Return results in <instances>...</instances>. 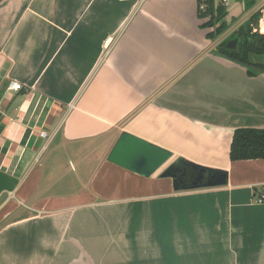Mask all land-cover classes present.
Returning <instances> with one entry per match:
<instances>
[{"label":"crops","instance_id":"obj_1","mask_svg":"<svg viewBox=\"0 0 264 264\" xmlns=\"http://www.w3.org/2000/svg\"><path fill=\"white\" fill-rule=\"evenodd\" d=\"M263 7L229 0L209 38L196 0H0V264H264V157H229L264 128V71L217 50ZM122 131L171 156L108 162ZM175 161L226 183L188 188L180 164L175 190Z\"/></svg>","mask_w":264,"mask_h":264},{"label":"trees","instance_id":"obj_2","mask_svg":"<svg viewBox=\"0 0 264 264\" xmlns=\"http://www.w3.org/2000/svg\"><path fill=\"white\" fill-rule=\"evenodd\" d=\"M199 16L205 18L202 27L211 28L207 34L209 38H215L226 31L229 27L225 20L226 7L221 0H196ZM248 6V1H245ZM264 9V7H263ZM261 11L253 13L244 23L236 27L229 37L224 38L217 44V50L241 64L248 67V74L254 75L255 71H264V64L252 63V56L264 55V32L258 31L256 26L261 17ZM256 25V26H254ZM233 37L238 38L236 48L229 49L226 43ZM229 157L231 160L263 158L264 157V128H237L234 130ZM180 164L186 165L185 174H194L195 169L190 163L180 161L174 164L176 170Z\"/></svg>","mask_w":264,"mask_h":264},{"label":"water","instance_id":"obj_3","mask_svg":"<svg viewBox=\"0 0 264 264\" xmlns=\"http://www.w3.org/2000/svg\"><path fill=\"white\" fill-rule=\"evenodd\" d=\"M238 38L233 37L226 43L229 49L236 48ZM171 156L167 149L155 145L141 137L122 131L106 156V160L112 164L148 177L159 169ZM179 161H175V164ZM191 164V163H190ZM173 164L166 167L161 177H171L173 189L186 188L180 185L179 178L174 175ZM195 173L190 175L192 181L188 188L220 186L226 183V172L209 169L191 164ZM183 172V171H182ZM185 173V172H183Z\"/></svg>","mask_w":264,"mask_h":264},{"label":"rangeland","instance_id":"obj_4","mask_svg":"<svg viewBox=\"0 0 264 264\" xmlns=\"http://www.w3.org/2000/svg\"><path fill=\"white\" fill-rule=\"evenodd\" d=\"M254 26H256V25H254ZM238 27V26H237ZM236 28V27H235ZM256 29L258 30V31H264V27H263V25H257L256 26ZM233 31V30H232ZM232 31L231 32H229V33H227V35H226V37L225 38H227V37H229V35L232 33ZM223 34V33H222ZM221 35V34H220ZM219 35V36H220ZM219 36H217V37H219ZM216 37V38H217ZM252 63H261V64H264V55H257V56H252V57H250V59H249ZM71 157V158H70ZM69 160H71L72 162H73V156H71V155H68V156H66V157H64V164H63V167L65 168V167H67L68 169H69V167H72V165H71V163H69Z\"/></svg>","mask_w":264,"mask_h":264},{"label":"built area","instance_id":"obj_5","mask_svg":"<svg viewBox=\"0 0 264 264\" xmlns=\"http://www.w3.org/2000/svg\"><path fill=\"white\" fill-rule=\"evenodd\" d=\"M221 2L223 3V5L226 7L229 0H221ZM9 89L13 90V91H18L20 90V84L19 83H16V82H11L8 86ZM40 136L42 137H46V133L44 132H41L40 133ZM254 201L257 202V203H261V202H264V192L260 193L259 195H257L255 198H254Z\"/></svg>","mask_w":264,"mask_h":264},{"label":"flooded vegetation","instance_id":"obj_6","mask_svg":"<svg viewBox=\"0 0 264 264\" xmlns=\"http://www.w3.org/2000/svg\"><path fill=\"white\" fill-rule=\"evenodd\" d=\"M183 172H185V171H183ZM185 174V173H184ZM186 175V174H185Z\"/></svg>","mask_w":264,"mask_h":264}]
</instances>
